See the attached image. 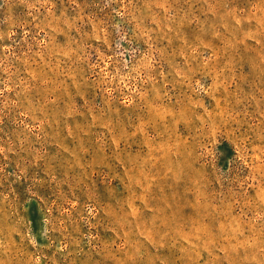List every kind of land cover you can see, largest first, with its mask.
<instances>
[{
    "label": "rangeland",
    "instance_id": "374dc122",
    "mask_svg": "<svg viewBox=\"0 0 264 264\" xmlns=\"http://www.w3.org/2000/svg\"><path fill=\"white\" fill-rule=\"evenodd\" d=\"M0 264H264V0H0Z\"/></svg>",
    "mask_w": 264,
    "mask_h": 264
}]
</instances>
